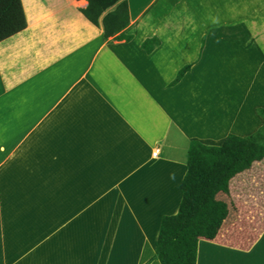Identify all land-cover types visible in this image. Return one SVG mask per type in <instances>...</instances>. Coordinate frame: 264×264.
Wrapping results in <instances>:
<instances>
[{
    "label": "crops",
    "instance_id": "crops-1",
    "mask_svg": "<svg viewBox=\"0 0 264 264\" xmlns=\"http://www.w3.org/2000/svg\"><path fill=\"white\" fill-rule=\"evenodd\" d=\"M87 3L0 0L3 264H161L160 221L178 211L190 141L218 145L262 126L264 0H128L130 41L105 38ZM153 35L160 44L146 53ZM230 54L246 56L227 86L240 92L208 93L214 80L197 71L210 55L234 67ZM2 151L12 152L4 162ZM45 176L57 199L87 208H45L51 187L29 183ZM196 264H264V157L215 195Z\"/></svg>",
    "mask_w": 264,
    "mask_h": 264
},
{
    "label": "trees",
    "instance_id": "trees-1",
    "mask_svg": "<svg viewBox=\"0 0 264 264\" xmlns=\"http://www.w3.org/2000/svg\"><path fill=\"white\" fill-rule=\"evenodd\" d=\"M87 1L81 11L102 27L105 38L132 39L133 35L126 33L130 23L128 0ZM159 44L160 39L153 35L145 38L141 47L151 53ZM191 67V63L182 66L169 85H176ZM257 112L264 119V107L257 108ZM263 157L264 123L249 135L229 133L219 145L191 140L178 211L162 216L153 257L161 264H196L199 235L215 195L228 192L230 179Z\"/></svg>",
    "mask_w": 264,
    "mask_h": 264
},
{
    "label": "rangeland",
    "instance_id": "rangeland-1",
    "mask_svg": "<svg viewBox=\"0 0 264 264\" xmlns=\"http://www.w3.org/2000/svg\"><path fill=\"white\" fill-rule=\"evenodd\" d=\"M4 9H2V13ZM3 17V16H2ZM130 24V23H129ZM129 26V25H128ZM127 26V27H128ZM127 29V28H126ZM233 40H226V42L229 44L230 42H232ZM231 50V48H230ZM230 57V59L235 63V66L234 67H231L229 66L228 68H222V63H219V61L217 62V55H210V56H207V61H209L207 63L209 65L210 68H208V71H206L205 69H199L197 71L198 73V77L200 78V76L203 78V79H210V80H214V81H211L210 84L211 86L206 88L208 93L209 91H214V93H220L219 96L224 95L226 94V89H228V91L232 92V93H235V94H238V92H240V88H233V87H227V86H231V82L236 79V76L234 75V72L237 71L238 68L242 69V67L244 66L243 62H239V65H238V58L240 59H243L244 57L246 56H243V55H240L238 56V54H235L234 56L232 54L228 55ZM222 59L225 63H227V56H222ZM229 65V64H228ZM171 71V70H170ZM262 72H264V70H262ZM177 73V72H176ZM176 75V74H175ZM261 75V74H260ZM175 77V76H174ZM173 77V78H174ZM218 78V79H217ZM147 80V79H146ZM217 83H216V81ZM223 81H227V85L223 86L222 82ZM259 81L262 83L263 80L262 78L259 76ZM259 83V82H258ZM264 88V87H262ZM241 89H242V86H241ZM227 95V94H226ZM213 96V95H212ZM214 96H216L214 94ZM217 97V96H216ZM259 98L262 99V101L264 102V89H263V93L261 95H259ZM259 107H264V106H259ZM258 107V108H259ZM257 110V109H256ZM250 114V113H248ZM258 120V122H257ZM263 118L257 114V117H256V125L255 127H259L260 125H262L263 123ZM250 126H254V124H250L249 126L246 127V130H249ZM238 131V130H236ZM24 134V133H23ZM23 135H19L18 136V139L22 138ZM219 145V144H218ZM10 152L9 151H2L1 152V161L4 162L10 155L11 153L9 154ZM23 159H24V156H22ZM50 168V167H49ZM20 169V168H19ZM7 172V171H6ZM10 171H8L9 173ZM12 172V171H11ZM39 172L41 173V171L39 170ZM37 173V172H36ZM16 174H19V173H16ZM13 179L15 180V178L13 177ZM25 180V179H24ZM35 179L31 180L29 183L32 187H35V185L38 183L39 186H40V189L39 191H42V192H45L47 193V186H50L51 189H52V198L50 199V202L49 204L46 202L45 204V208H47L48 210H53L54 211L52 212L53 214H57V209L59 210V212L62 210V207L59 208V205H57V200L59 202H62L64 208L70 212L73 211V209H76L78 211L77 213V217L84 211L85 208H87L84 204H86V200H73L72 198H66V196L63 194L62 196L60 195L59 196V199H57V195L56 193L54 194V191L56 190V184H52V183H47L45 182L46 180V176L43 177V179L41 180V178H37L35 181ZM18 183H20L19 180H17ZM24 181H22L21 183H23ZM42 184V185H41ZM21 185V184H20ZM37 186V185H36ZM54 196V197H53ZM89 202H91V205L93 204V202L91 200H89ZM52 203V204H51ZM90 205V204H89ZM2 247H0V264H3V257H2Z\"/></svg>",
    "mask_w": 264,
    "mask_h": 264
},
{
    "label": "bare ground",
    "instance_id": "bare-ground-1",
    "mask_svg": "<svg viewBox=\"0 0 264 264\" xmlns=\"http://www.w3.org/2000/svg\"><path fill=\"white\" fill-rule=\"evenodd\" d=\"M157 153H158V151H157V150H155V151H154V153H152V156H156V155H157Z\"/></svg>",
    "mask_w": 264,
    "mask_h": 264
}]
</instances>
